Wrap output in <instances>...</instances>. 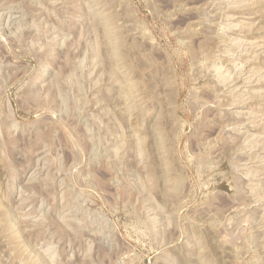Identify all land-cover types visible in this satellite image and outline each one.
Returning a JSON list of instances; mask_svg holds the SVG:
<instances>
[{
	"label": "rangeland",
	"instance_id": "1",
	"mask_svg": "<svg viewBox=\"0 0 264 264\" xmlns=\"http://www.w3.org/2000/svg\"><path fill=\"white\" fill-rule=\"evenodd\" d=\"M0 264H264V0H0Z\"/></svg>",
	"mask_w": 264,
	"mask_h": 264
}]
</instances>
